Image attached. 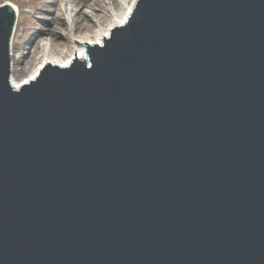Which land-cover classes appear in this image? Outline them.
Here are the masks:
<instances>
[{
  "label": "water",
  "instance_id": "1",
  "mask_svg": "<svg viewBox=\"0 0 264 264\" xmlns=\"http://www.w3.org/2000/svg\"><path fill=\"white\" fill-rule=\"evenodd\" d=\"M15 23L0 5V264H264V0H136L19 88Z\"/></svg>",
  "mask_w": 264,
  "mask_h": 264
},
{
  "label": "rangeland",
  "instance_id": "2",
  "mask_svg": "<svg viewBox=\"0 0 264 264\" xmlns=\"http://www.w3.org/2000/svg\"><path fill=\"white\" fill-rule=\"evenodd\" d=\"M7 1L8 0H0V5L6 4ZM10 1L17 4L20 9V16L16 19L15 27L17 28V33L15 35V42L13 44L16 56L13 57L12 53L11 56L12 67L15 63L16 69H20V75L22 77L29 76L36 68L39 67V65H41L45 57V54L42 51V49L44 50L45 45H48V48L52 49L49 51L48 55L50 58L57 53L56 50L65 49L64 57L68 56L72 51H74L73 45L68 40V38L64 42L60 40V34L62 35L66 33L68 35L67 37L71 38L77 32V35L82 37L83 35H86V32H89L88 29L96 30L98 27L102 26L107 28L111 24L110 18L104 16L106 18L102 17V24L98 21V19L94 18L93 22H96L95 26L91 21L88 23L92 24V26H88L87 28L83 29L82 24L79 23L78 25L81 29H75V21L71 15L65 18L67 22V25L65 26L68 27V31L66 32L64 23H61L59 20L60 18L63 19L62 16L64 12H62L60 5L57 4L56 0ZM74 1L79 5H83L84 10L89 14H93L91 12L92 9L86 5L89 2H92V4H94V9H97L100 6H104L107 1L108 6L113 9V5L109 3V0H96V2L93 0ZM134 1L128 0V3H132ZM113 2L117 3V0H114ZM56 10H58V13L53 15ZM53 19H55V21ZM39 45H41L42 48L39 47ZM18 48L21 52H17Z\"/></svg>",
  "mask_w": 264,
  "mask_h": 264
},
{
  "label": "bare ground",
  "instance_id": "3",
  "mask_svg": "<svg viewBox=\"0 0 264 264\" xmlns=\"http://www.w3.org/2000/svg\"><path fill=\"white\" fill-rule=\"evenodd\" d=\"M93 1L96 2V0H93ZM109 1H110L109 3L113 5V9L108 6L107 1L104 6H100L97 9H94V6H93L94 4H92V2H89L86 5L92 9L91 12L93 13V14H89L84 10L83 5H79L75 3L74 0H56L57 4L60 5V9L62 10V12H64L62 16L63 19L61 18L59 19L61 23H64V26L67 25L65 18L71 15L75 21V26H76L75 29H81L80 26L78 25L79 23L82 24L83 29L87 28L88 26H92V24L95 26L96 22H93L94 18L98 19V21L102 24L103 23L102 17L104 16L110 18L111 24L107 28L102 26V27H98V29L96 30L92 29L93 31L91 29H88L89 32H86V35H83L82 37L78 36L77 32L71 38L67 37L68 35L66 33L62 35L59 33L61 37L60 40L62 42H64L68 38V40L73 45L74 51H72L71 54H69L68 56L64 57L65 49L56 50L57 53L53 57L50 58L48 55H49V51L52 49L48 48V45H45L44 50L42 49V51L45 54L44 60L42 61L41 65H39V67L36 68L29 76L22 77L20 75L21 74L20 69H16V64L15 63L13 64L12 74H11V84L16 88L21 87L22 85L36 79L40 75V73H42V69L45 66L50 65V64H55L61 67H69L73 64L74 61H76V55H77L78 60L87 59L89 45L101 44V42H103L105 38L110 36V32L113 27H116L119 25H125L128 23L129 17L132 13V9L135 3L134 0H133L134 2L132 3L131 2L128 3V0H117V3L113 2L114 0H109ZM7 4L13 7V9L15 10L16 16L18 18L20 16V9L17 6V4L11 2L10 0L7 1ZM57 13H58V10H56V12H54L53 15H56ZM53 20L55 21V19ZM91 21H92V24H89L88 22H91ZM65 31L66 32L68 31L67 26H65ZM16 33H17V28L15 27L13 37H12V45H11V53L13 57L16 56L15 54L16 52H15L14 45H13L15 42ZM39 47L42 48L41 45H39ZM17 52H21L19 48Z\"/></svg>",
  "mask_w": 264,
  "mask_h": 264
}]
</instances>
